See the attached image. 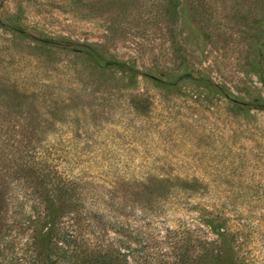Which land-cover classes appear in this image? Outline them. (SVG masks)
<instances>
[{"label":"rangeland","instance_id":"obj_1","mask_svg":"<svg viewBox=\"0 0 264 264\" xmlns=\"http://www.w3.org/2000/svg\"><path fill=\"white\" fill-rule=\"evenodd\" d=\"M0 264H264V0H0Z\"/></svg>","mask_w":264,"mask_h":264}]
</instances>
